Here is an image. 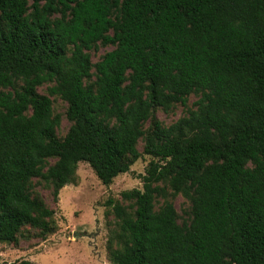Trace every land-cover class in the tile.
Wrapping results in <instances>:
<instances>
[{
	"label": "trees",
	"instance_id": "obj_1",
	"mask_svg": "<svg viewBox=\"0 0 264 264\" xmlns=\"http://www.w3.org/2000/svg\"><path fill=\"white\" fill-rule=\"evenodd\" d=\"M99 45L115 48L93 63ZM192 95L171 126L153 119ZM141 139L142 189L108 203L111 263L264 264V0H0V243L54 232L34 179L56 200L85 162L110 186Z\"/></svg>",
	"mask_w": 264,
	"mask_h": 264
},
{
	"label": "rangeland",
	"instance_id": "obj_2",
	"mask_svg": "<svg viewBox=\"0 0 264 264\" xmlns=\"http://www.w3.org/2000/svg\"><path fill=\"white\" fill-rule=\"evenodd\" d=\"M114 48L112 45H99L90 52L93 63L99 62ZM50 86L43 85L38 92L48 95ZM51 99L54 116L60 117L57 135L64 138L72 126L66 116L67 104L58 97ZM198 100V96L192 95L185 106L177 104L167 111H155L153 119L169 127L195 110ZM151 125V121L147 122L145 129L149 130ZM137 148L143 154L144 140L138 142ZM151 160L143 154L131 166L129 173L115 178L110 186H105L97 178L89 164L80 162L74 183L61 189L56 200L51 185L34 179L31 192L54 211V232L47 235L38 229L25 227L16 244L0 243V264H112L107 241L111 229L116 227V220L108 203L119 201L126 204L122 201V192L142 189L140 176L145 174ZM53 163L54 160H50V164ZM169 201L176 208L179 223L183 224L190 216V202L182 195H171ZM162 204L160 199L157 209Z\"/></svg>",
	"mask_w": 264,
	"mask_h": 264
}]
</instances>
